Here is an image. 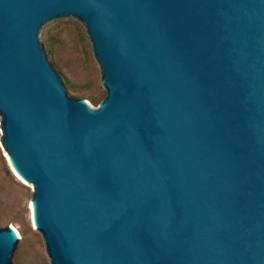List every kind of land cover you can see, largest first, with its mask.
<instances>
[{
  "label": "water",
  "instance_id": "obj_1",
  "mask_svg": "<svg viewBox=\"0 0 264 264\" xmlns=\"http://www.w3.org/2000/svg\"><path fill=\"white\" fill-rule=\"evenodd\" d=\"M63 16L95 107L40 42ZM0 115L51 264H264V0H0Z\"/></svg>",
  "mask_w": 264,
  "mask_h": 264
},
{
  "label": "rangeland",
  "instance_id": "obj_2",
  "mask_svg": "<svg viewBox=\"0 0 264 264\" xmlns=\"http://www.w3.org/2000/svg\"><path fill=\"white\" fill-rule=\"evenodd\" d=\"M40 42L62 77L68 95L95 107L106 95L84 24L74 16L53 19L42 26ZM0 115V227L13 225L23 242L18 264H51L42 235L30 215L34 186L16 175L9 162Z\"/></svg>",
  "mask_w": 264,
  "mask_h": 264
},
{
  "label": "bare ground",
  "instance_id": "obj_3",
  "mask_svg": "<svg viewBox=\"0 0 264 264\" xmlns=\"http://www.w3.org/2000/svg\"><path fill=\"white\" fill-rule=\"evenodd\" d=\"M8 159H9V162L11 164V167L14 170V172L16 173V175L19 176L21 179L25 180V178L19 173V171L17 170V168L14 166V164H13L10 156H9ZM30 215H31L33 224L36 226V224H35V215H34V205H33V202L32 201L30 202ZM10 227H11V229H12L13 232H15L16 234H18V236H20L18 230L13 225H11Z\"/></svg>",
  "mask_w": 264,
  "mask_h": 264
}]
</instances>
